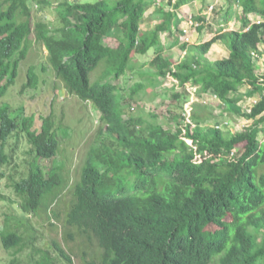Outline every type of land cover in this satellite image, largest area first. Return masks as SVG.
<instances>
[{"label": "trees", "instance_id": "16d2710c", "mask_svg": "<svg viewBox=\"0 0 264 264\" xmlns=\"http://www.w3.org/2000/svg\"><path fill=\"white\" fill-rule=\"evenodd\" d=\"M53 1L60 3L53 7ZM193 1L0 0V96L14 84L32 37L68 93L91 102L100 115L72 187L65 233L95 240L101 264H264V74L256 72L252 57L264 44V0H227L209 24L194 17L198 29L213 36L191 44L182 34L170 48L191 55L175 64L164 56L161 37L177 27L178 9ZM30 2L37 11L53 7L59 26L34 22ZM148 13L157 24L143 31ZM233 18L237 29L227 26ZM107 38L114 44L106 45ZM217 42L228 56L210 63L205 55ZM146 66L154 80L174 83L172 101L191 94L189 84L199 99H217L228 118L240 114L239 90L247 87L255 99L243 115L248 125L234 134L193 129L211 119L209 105L199 103L188 107V115L172 116L167 128L132 117L113 80ZM38 77L31 66L22 88L35 89ZM59 129L51 115L37 126L22 107L0 106V180L5 166L14 165L12 149H5L10 138L16 145L26 139L34 156L25 178L8 177L26 215L65 184L54 159L69 134ZM0 241L6 250L17 249L22 237L6 232ZM55 248L70 261L60 245Z\"/></svg>", "mask_w": 264, "mask_h": 264}, {"label": "rangeland", "instance_id": "374dc122", "mask_svg": "<svg viewBox=\"0 0 264 264\" xmlns=\"http://www.w3.org/2000/svg\"><path fill=\"white\" fill-rule=\"evenodd\" d=\"M97 1L78 0V3H95ZM232 1L230 0V3ZM226 4L227 0H195L192 4L185 6V9L186 14L193 12V15H196L201 13L200 8L204 9V6H208L207 11L212 6L213 10H208L207 15L202 14L205 16L206 23L209 24V22H215V14ZM29 5L34 22H46L53 28L59 26L56 10L53 7L37 11L34 3L30 2ZM148 15L149 13L146 14V22L142 25L143 31L149 29L151 25ZM227 26L237 29L239 24L233 18ZM189 31L193 32L192 35L189 34ZM199 36L200 33L197 30L189 28L187 36L189 41L192 38L195 41ZM201 37L204 41H208L210 38L208 33L201 34ZM31 41L26 59L19 64L14 85L0 97V106L7 105L10 111L22 106L24 115L35 117L34 123L37 126L41 122L39 117L45 118L51 115L54 118V126L60 127L59 131L68 129L69 136L64 137V141L59 147V153L54 159V163L58 165L63 175L65 184L59 192L44 196L41 205L33 214H24L20 209L21 199L9 185L8 177L13 176L17 181L20 178H25L34 156L30 152V146L26 139H18L17 145L13 137L9 139L5 149L7 151L12 149L14 165L11 162L9 166H5L3 171L5 177L0 180V238L6 232H15L22 237V244L17 249L6 250L0 241V264H36L45 261H48V264H101V249L95 240L77 237L74 233H72L73 237H67L65 233L68 229L65 226V219L71 206L72 187L79 177L80 168L86 161L89 148L98 133L100 115L91 103L81 101L68 94L63 84L56 78L52 67H49L48 55L45 50L40 44L33 43L32 37ZM104 42L106 45L114 44V41L108 38ZM263 46L260 48L262 52ZM166 51L168 52L165 57L171 59L175 64L188 57L180 49L171 48ZM227 51L222 46L219 50L214 48L207 54L208 62L214 63L225 58ZM140 60L147 61V59ZM31 66L33 69L35 68V73L39 76L38 85L35 89H22L26 81L27 70ZM43 66L45 70H42ZM255 70L258 74H264V58L261 57L255 61ZM152 72L146 66L142 69L127 71L120 78L113 80V83L120 88L119 95H122L127 101L126 104L129 106L132 117L141 118L148 123H157L167 128L174 124V121L171 120L172 116L183 115V113L188 115V111H186L188 107L199 103L200 106L209 105L211 119L202 122L198 127L192 125L193 129L198 128L201 131L209 132L219 123L221 130L234 134L248 125L249 122L243 115L250 112L255 99L247 96L246 93L249 91L247 87L243 86L239 90L243 95L242 100L237 103L240 114L228 118L224 117V113H221L223 107L217 99L212 96H203L199 99L194 94L195 88L189 84H187L186 90L192 91L191 94L186 91L187 94L181 98V102L172 101L169 93L171 82L160 78L154 80ZM156 83L158 84L156 85ZM133 91L135 94H132ZM263 136L260 134L259 139ZM52 161L50 166H52ZM42 163L47 164L43 160ZM56 244L60 245L70 258L69 262L59 256L55 248Z\"/></svg>", "mask_w": 264, "mask_h": 264}, {"label": "crops", "instance_id": "0c3cea01", "mask_svg": "<svg viewBox=\"0 0 264 264\" xmlns=\"http://www.w3.org/2000/svg\"><path fill=\"white\" fill-rule=\"evenodd\" d=\"M195 1V0H194ZM193 1V2H194ZM192 2V3H193ZM192 3H190V4H192ZM190 4H187V5H190ZM187 5H185V6H187ZM185 6H183V7H181L180 9H178V11H177V18L179 19V23H178V25H177V27H175V28H173L172 29V31H171V33L169 34V33H164L163 35H162V42H163V47H164V49H165V53H164V56H166V54H167V52L168 51H166V50H169V49H171L170 48V46L177 40V38L179 39V38H181L182 37V30L183 29H189V27H187V23H186V20H187V18L189 17V16H192L193 17V19H194V17H195V19H196V17L197 16H199V17H205V16H203V15H207V13H208V10L206 11V9L208 8V6H204V9H199V11L201 12L200 14L199 13H197L196 15H193L194 13L193 12H190V13H188V14H186V9H185ZM210 6V5H209ZM187 8V7H186ZM189 12V11H188ZM196 12H197V10H196ZM203 14V15H202ZM195 19H194V21H195ZM150 28L151 27H153L154 25H156L157 24V22L156 21H151L150 22ZM198 24V23H197ZM199 25V24H198ZM174 27V26H173ZM191 30L192 29H194V30H197V32H199L200 33V36H199V38L197 39V40H195L194 41V39L192 38V40L190 39V43L191 44H195V43H198L199 41L200 42H205L204 40H202V37H201V34H206V33H208L209 34V37L211 38L212 36H213V34L211 33V32H209L208 30H206V29H201V28H199L198 29V27H196V28H190ZM192 31L190 32L189 31V34L190 35H192ZM181 35V36H180ZM188 35V34H187ZM184 37V36H183ZM185 38V37H184ZM209 38V39H210ZM208 39V40H209ZM221 46L222 47H224V45L222 44V43H220V42H217V43H215L212 47H211V49H210V51H212L214 48L216 49V50H219L220 48H221ZM225 48V47H224ZM172 49H178L179 50V48L178 47H175V48H172ZM226 49V48H225ZM227 50V49H226ZM209 51V52H210ZM185 52V51H184ZM208 52V53H209ZM228 52V51H227ZM187 53V51L185 52V54ZM207 53V54H208ZM205 55V58L207 59V60H209L208 59V55ZM187 55H190V54H187ZM227 56H228V53H227ZM226 56V57H227ZM225 57V58H226ZM223 59V58H222Z\"/></svg>", "mask_w": 264, "mask_h": 264}, {"label": "built area", "instance_id": "2783aa9c", "mask_svg": "<svg viewBox=\"0 0 264 264\" xmlns=\"http://www.w3.org/2000/svg\"><path fill=\"white\" fill-rule=\"evenodd\" d=\"M209 11L210 10H213V8H212V6L208 9ZM186 23H187V27H189V28H196V27H198L199 25L194 21V19H193V17L192 16H189L188 18H187V20H186ZM259 23V22H258ZM188 30L189 29H183V35H184V37H185V40H186V42H190L189 41V39L187 38V34H188ZM264 53V50H263V52H262V50L260 49V50H258V53H253L252 54V57H253V59H254V63H255V61L257 60V59H259V58H264V56H260L261 54H263ZM171 82V81H170ZM174 86V83L173 82H171V84H170V87H173ZM253 104H255V101H253ZM188 123H190L189 121H188ZM215 128H217V129H220V126H216Z\"/></svg>", "mask_w": 264, "mask_h": 264}, {"label": "clouds", "instance_id": "9594fccd", "mask_svg": "<svg viewBox=\"0 0 264 264\" xmlns=\"http://www.w3.org/2000/svg\"><path fill=\"white\" fill-rule=\"evenodd\" d=\"M62 1H66V0H62ZM69 3H71V4H75V3H78V0H67ZM66 1V2H67ZM58 3H60V1H53L52 2V6L53 7H55V6H57L58 5ZM20 66V65H19ZM29 70V69H28ZM28 70H27V73H28ZM27 73H26V81L24 82V84L27 82ZM15 83V82H14ZM62 83V82H61ZM63 84V83H62ZM14 85V84H13ZM13 85H11V86H13ZM10 86V87H11ZM64 86V85H63ZM9 87V88H10ZM23 87V86H22ZM8 88V89H9ZM65 88V87H64ZM7 89V90H8ZM23 89V88H22ZM25 89H32V88H25ZM65 90L67 91V89L65 88ZM7 92V91H6ZM5 92V93H6ZM68 92V91H67ZM69 94V93H68ZM69 95H71V96H74V97H76V98H78L75 94H69ZM0 97H2V96H0ZM79 99V98H78ZM82 101V100H81ZM84 102H89V101H84ZM89 103H91V102H89ZM22 107V106H21ZM23 108V107H22ZM24 110V109H23ZM52 111V110H51ZM99 114V113H98ZM30 116V115H29ZM50 116V115H49ZM49 116H47V117H49ZM33 117V116H32ZM47 117H45V118H47ZM33 119H35V117H33ZM39 121H41V119H42V117H39ZM41 123V122H40ZM34 125H36L35 123H34ZM58 153H59V149H58ZM46 196V195H45ZM15 233V232H14Z\"/></svg>", "mask_w": 264, "mask_h": 264}]
</instances>
